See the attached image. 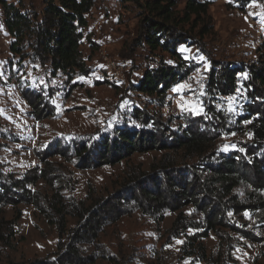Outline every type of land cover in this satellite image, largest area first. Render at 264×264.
<instances>
[{
	"label": "rangeland",
	"instance_id": "1",
	"mask_svg": "<svg viewBox=\"0 0 264 264\" xmlns=\"http://www.w3.org/2000/svg\"><path fill=\"white\" fill-rule=\"evenodd\" d=\"M8 1H21L27 8L34 6L37 9L43 3V0ZM209 1L211 33L202 37L196 31L198 44L182 47L184 54L194 60L195 71L178 84L190 87L173 92L176 84L164 102L133 89V84L143 77L145 70L158 61V56L149 50H135L132 45L131 23L135 20L133 29L138 33L142 11L138 4L115 0L124 3L127 15L123 20L118 17V22L128 28V37L120 46L111 48L105 44L101 51L91 53V67L106 56L127 65L122 71L124 82L120 85L98 82L94 72L68 79L64 74H51L40 64L17 65V58L10 49L12 37L0 5V73H3L0 75V179L4 180L7 174L22 177L32 168L39 167L40 170L47 165L54 169L58 178L68 182V189L62 192L69 200L86 201L87 205L93 206L106 198L120 199L118 203L123 215L106 224L98 236V245L79 243L83 256L93 254L96 259L94 263L88 259L81 264H203L197 257L181 252L187 236L203 232L199 227L202 213L196 206L188 205L182 209L196 227L176 237L170 229L180 211L162 207L151 214L145 201L133 199L134 193L139 194V181L145 180L146 174L155 173L164 156L177 161L179 166L197 164V156L187 155L183 149L158 147L136 151L116 163L82 167V162L74 161V149L81 143L89 146L105 132L111 133L119 126L151 128L152 122L142 124L134 117L133 111L139 108L157 114L159 125L161 122L170 124L179 136L189 126H197L199 132L211 137L209 145L218 153H241L248 157L252 135L248 121L243 119L246 115L245 93L242 89L231 95L211 92L208 78L216 62L248 63L258 60L264 53V8L260 0L250 3L247 0ZM184 2L178 0L180 9ZM28 88H34L40 94L47 93L43 100L31 106L24 94ZM200 108L202 112L193 114V109ZM213 108L215 115L210 112ZM48 179L42 178L29 187L49 195L52 188ZM246 190L247 187H242L236 191L239 196H244ZM161 214L163 219L157 222ZM227 216L236 230L220 227L218 232L203 238L213 263L264 264V220L258 212L228 213ZM1 217L16 221L13 231L6 225L0 231V264H32L58 257L78 224L76 218L68 217L66 233L60 236L51 221V214L39 211L26 201L4 205Z\"/></svg>",
	"mask_w": 264,
	"mask_h": 264
},
{
	"label": "trees",
	"instance_id": "2",
	"mask_svg": "<svg viewBox=\"0 0 264 264\" xmlns=\"http://www.w3.org/2000/svg\"><path fill=\"white\" fill-rule=\"evenodd\" d=\"M98 1L43 0L42 7L37 9L34 6L27 8L21 1L0 0L4 22L12 37L10 49L17 58V65L40 64L51 74H64L68 79L91 74L92 55L86 59L82 45L87 36L85 29L89 14ZM122 1H132L142 10L138 33L132 38L135 50L146 47L158 56L157 64L145 70L140 81L133 84V89L164 102L169 91L195 71L194 60L184 54L182 47L198 44L194 34L196 31L202 37L211 33V2L185 0L180 9L178 0ZM251 1L247 0L248 3ZM260 1L264 8V0ZM91 44L92 53H95L98 46L94 42ZM209 74L208 88L211 92L231 95L242 89L246 95V115L243 119L248 121L247 127L252 135L248 157L241 153H218L209 145L211 137L199 132L197 126H189L179 136L170 128V124L161 122L159 125L157 114L137 108L133 111L134 117L142 124L152 122L151 128L119 126L111 133L102 134L89 146L88 143L78 144L74 149V161L82 162V167L116 163L136 151L144 152L158 147L183 149L187 155L197 156V164L192 166H179L177 161L164 156L159 170L146 174L145 180L139 181V194L134 193L133 199L145 201L151 214L159 212L162 207L180 211L170 229L176 237L196 227L182 210L188 205L196 206L202 213L199 227L203 232L187 236L181 252L189 257H197V261L203 264H219L213 263V256L208 253L203 238L209 237L211 232H218L220 227L236 230L228 213L237 215L254 210L264 220V53L258 60L248 63L216 62ZM29 91H32L31 95ZM46 93L43 91L40 94L36 89L28 88L24 94L30 105L34 106L43 100ZM214 111L215 108L210 110ZM38 168L28 170L22 177L7 174L4 180L0 179V231L3 225L13 231L16 221L1 217L4 205H17L24 201L32 203L39 211L51 214V221L57 226L60 236L66 233L68 217L78 220L65 250L58 257L32 264H81L88 259L94 263L95 255L83 256L79 243L98 245V236L106 224L123 215L118 203L120 199L106 198L93 206L87 205L86 201L69 200L62 192L68 189V182L58 178L54 169L47 165L40 170ZM51 176L53 179L49 180ZM42 178L50 183L52 190L49 195L29 187ZM242 187L248 190L244 196H239L236 190ZM162 219L163 214L156 221Z\"/></svg>",
	"mask_w": 264,
	"mask_h": 264
},
{
	"label": "crops",
	"instance_id": "3",
	"mask_svg": "<svg viewBox=\"0 0 264 264\" xmlns=\"http://www.w3.org/2000/svg\"><path fill=\"white\" fill-rule=\"evenodd\" d=\"M109 1L110 5L108 4ZM109 1L107 0L104 2L99 0L97 5L89 14V23L85 29L87 36L85 37L82 45L86 59H88L93 52V46L91 42H94L96 46L103 42L112 48L113 45L120 46L123 43L125 37H128V28H124L125 26L121 21L118 22L120 17L123 20L124 15H127L125 9L123 8L124 3L115 2V0ZM115 19L117 20L114 21ZM134 24L135 20L131 23L132 35L136 34L135 30L133 29ZM141 48L142 50H147L146 47Z\"/></svg>",
	"mask_w": 264,
	"mask_h": 264
},
{
	"label": "built area",
	"instance_id": "4",
	"mask_svg": "<svg viewBox=\"0 0 264 264\" xmlns=\"http://www.w3.org/2000/svg\"><path fill=\"white\" fill-rule=\"evenodd\" d=\"M103 47H105V43L102 42L98 45L97 50L101 51ZM126 66L127 65L122 61L113 60L112 58L106 56L103 60L95 63L94 67L92 68L97 81L120 85L124 82L122 71ZM139 81L140 80L136 81L134 84H137Z\"/></svg>",
	"mask_w": 264,
	"mask_h": 264
},
{
	"label": "snow or ice",
	"instance_id": "5",
	"mask_svg": "<svg viewBox=\"0 0 264 264\" xmlns=\"http://www.w3.org/2000/svg\"><path fill=\"white\" fill-rule=\"evenodd\" d=\"M201 59H203V57H201ZM168 63H171V61H169ZM0 75H3V73H0ZM52 83H55V81H53ZM185 87H190V86L185 85V84H178L172 90H173V92H179V91H181V89H183ZM53 103H55V101H53ZM181 107H183V105H181ZM192 111H193V114H199V112H202L203 109L202 108L193 109ZM225 150H227V148H225Z\"/></svg>",
	"mask_w": 264,
	"mask_h": 264
}]
</instances>
